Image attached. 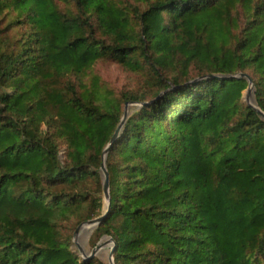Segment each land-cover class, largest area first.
I'll use <instances>...</instances> for the list:
<instances>
[{"label":"trees","instance_id":"obj_1","mask_svg":"<svg viewBox=\"0 0 264 264\" xmlns=\"http://www.w3.org/2000/svg\"><path fill=\"white\" fill-rule=\"evenodd\" d=\"M98 217L114 264H264V0H0V264H104Z\"/></svg>","mask_w":264,"mask_h":264},{"label":"rangeland","instance_id":"obj_2","mask_svg":"<svg viewBox=\"0 0 264 264\" xmlns=\"http://www.w3.org/2000/svg\"><path fill=\"white\" fill-rule=\"evenodd\" d=\"M93 72L97 73L104 81L108 82L109 86L115 90L116 94L125 90H138L147 87L145 77L142 74L130 71L116 62L99 61L94 65ZM250 101H255L253 91L250 95ZM135 105L137 104L128 103L126 106L127 111L131 110ZM61 154L63 157L65 156V147H63ZM93 229L84 228L80 230L77 235L75 234L76 230L73 233L74 247L79 250V254L82 256L83 252L78 248V245H80L86 255H88L91 250L96 247L102 240L101 238L97 245H91L90 236L92 234ZM110 251V246H104L97 253L98 258L103 261L104 264H111Z\"/></svg>","mask_w":264,"mask_h":264},{"label":"water","instance_id":"obj_3","mask_svg":"<svg viewBox=\"0 0 264 264\" xmlns=\"http://www.w3.org/2000/svg\"><path fill=\"white\" fill-rule=\"evenodd\" d=\"M213 76H215V75H213ZM248 80H249V85H248V87L246 89V100H247V102L251 103V101H250V95H251V93L253 91V83H252V79L250 77H248ZM127 112L128 111L126 109L124 111L122 120L119 123V125H118V127H117V129H116V131H115V133H114V135L112 137V139H111V142H113L117 138V136H118V134H119V132H120V130L122 128V125H123V123H124V121H125V119L127 117ZM108 147L109 146H107L105 148V150H104V162H103V164L101 166V171H102V174H103V190H104L105 199L107 201V208H109V206H110V183H109V174H108V171H107V168H106V164H105ZM100 220H101V217H98V218H92V219H89V220L83 222L82 224H80L77 227V229L75 231V234L77 235L80 232V230H82L85 227L86 228L93 229L94 227H96L99 224ZM104 246H110L111 247V251H110V263L111 264H114V258H113L112 252H113V248L115 246V242L113 241V239L111 237H108V236H105L104 238H102V240L99 242V244L91 250V252L88 254V256L97 255V253L99 252V250L102 247H104ZM78 248L83 252V255L84 254L86 255V253L84 252V250L81 248L80 245H78Z\"/></svg>","mask_w":264,"mask_h":264},{"label":"bare ground","instance_id":"obj_4","mask_svg":"<svg viewBox=\"0 0 264 264\" xmlns=\"http://www.w3.org/2000/svg\"><path fill=\"white\" fill-rule=\"evenodd\" d=\"M86 228V227H85ZM84 229V228H83Z\"/></svg>","mask_w":264,"mask_h":264}]
</instances>
